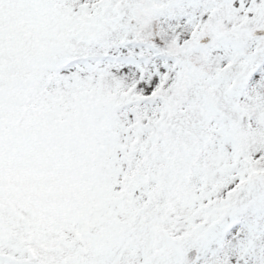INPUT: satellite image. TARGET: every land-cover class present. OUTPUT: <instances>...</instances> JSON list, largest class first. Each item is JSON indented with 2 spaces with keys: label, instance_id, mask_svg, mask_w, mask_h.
<instances>
[{
  "label": "snow or ice",
  "instance_id": "snow-or-ice-1",
  "mask_svg": "<svg viewBox=\"0 0 264 264\" xmlns=\"http://www.w3.org/2000/svg\"><path fill=\"white\" fill-rule=\"evenodd\" d=\"M0 264H264V0H0Z\"/></svg>",
  "mask_w": 264,
  "mask_h": 264
}]
</instances>
